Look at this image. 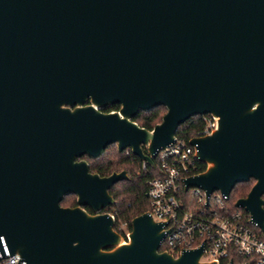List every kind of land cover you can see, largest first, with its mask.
<instances>
[{
  "label": "water",
  "instance_id": "1",
  "mask_svg": "<svg viewBox=\"0 0 264 264\" xmlns=\"http://www.w3.org/2000/svg\"><path fill=\"white\" fill-rule=\"evenodd\" d=\"M9 8L25 21L0 37V239L10 254L27 264H219L200 260L202 246L159 250L166 223L146 211L128 237L118 233L103 209L127 172L100 176L83 159L114 144L153 166L186 119L208 113L216 129L188 140L206 168L183 178L184 190L199 187L208 202L253 181L234 206L264 235V0H0ZM157 106L165 113L152 129L133 121ZM69 194L76 205L64 207Z\"/></svg>",
  "mask_w": 264,
  "mask_h": 264
},
{
  "label": "built area",
  "instance_id": "2",
  "mask_svg": "<svg viewBox=\"0 0 264 264\" xmlns=\"http://www.w3.org/2000/svg\"><path fill=\"white\" fill-rule=\"evenodd\" d=\"M199 117L203 124L194 137L216 129L217 117L209 113ZM141 162L146 172L150 165ZM197 162L196 148L177 137L153 158V171L145 181L144 196L149 205L146 212L155 221L166 223L160 250L177 256L183 250L202 246L201 261L220 264L234 257L240 260L238 264H264V239L256 232L257 227L251 224L246 212L241 208L231 209L227 204L230 197L214 191L206 202L205 193L199 187L184 190L182 179L200 173ZM182 191L192 201L182 195ZM116 231L128 237L127 223L121 222ZM0 240V264H27L20 256L9 253L4 237Z\"/></svg>",
  "mask_w": 264,
  "mask_h": 264
},
{
  "label": "trees",
  "instance_id": "3",
  "mask_svg": "<svg viewBox=\"0 0 264 264\" xmlns=\"http://www.w3.org/2000/svg\"><path fill=\"white\" fill-rule=\"evenodd\" d=\"M119 105L107 106L104 111L117 110ZM165 113V107L157 106L152 108L150 111L138 112L133 121H136L138 125L146 128L152 129L153 125L161 121L162 116ZM203 121L199 116H193L185 120L177 128L176 137L177 139L188 141L190 138L196 136L197 132L202 128ZM109 148L114 149L113 152H109ZM104 153L98 159L89 158L84 156L88 162V167L91 172L98 173L100 176L109 175L112 172H119L125 170L128 174H131V177L128 175V179L119 180L113 187L109 190V193L112 195L115 200V204L104 209V211L110 212L113 217H115V229L120 225L121 222L127 223V228L131 229V220L145 212L148 209V200L144 196V190L146 187V179L152 175L153 168L147 166V171H143L141 166V160L136 155L134 156L130 150L128 153L126 151L118 152L114 144L106 146ZM126 153V154H125ZM199 164V171L202 172L206 168L205 164L197 162ZM253 181L249 183H238L232 189L227 204L231 209L236 210L234 203L240 197H244L249 189L251 188ZM182 195H186L185 192H181ZM186 198L191 199L189 196ZM61 205L64 207L75 206V195L69 194L65 196L61 201ZM260 237L264 239V236L258 228L255 229ZM122 232H120L121 234ZM162 247L159 248V250ZM231 260L234 264L240 262L239 259L231 257ZM228 259L223 260L220 264H225Z\"/></svg>",
  "mask_w": 264,
  "mask_h": 264
},
{
  "label": "flooded vegetation",
  "instance_id": "4",
  "mask_svg": "<svg viewBox=\"0 0 264 264\" xmlns=\"http://www.w3.org/2000/svg\"><path fill=\"white\" fill-rule=\"evenodd\" d=\"M11 8H9V11ZM12 10L8 13H2L0 11V37H9L13 36L15 32H18L20 29L22 32L25 30V21L23 17L17 16L14 14H11ZM113 111V110H111ZM110 207V206H108ZM108 207H105L104 209H108ZM103 209V211H104ZM85 210L92 213V210L89 206H86ZM108 212V211H105ZM110 213V212H109ZM111 214V213H110Z\"/></svg>",
  "mask_w": 264,
  "mask_h": 264
},
{
  "label": "rangeland",
  "instance_id": "5",
  "mask_svg": "<svg viewBox=\"0 0 264 264\" xmlns=\"http://www.w3.org/2000/svg\"><path fill=\"white\" fill-rule=\"evenodd\" d=\"M108 150H109V152H113L114 149L109 148ZM125 154H126V153H125ZM128 175H129V177H131V174H128ZM263 196H264V195H263Z\"/></svg>",
  "mask_w": 264,
  "mask_h": 264
}]
</instances>
